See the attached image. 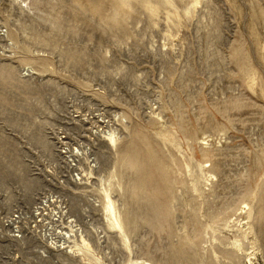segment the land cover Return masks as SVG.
<instances>
[{"label": "rangeland", "instance_id": "obj_1", "mask_svg": "<svg viewBox=\"0 0 264 264\" xmlns=\"http://www.w3.org/2000/svg\"><path fill=\"white\" fill-rule=\"evenodd\" d=\"M24 1L0 0V264H264V0ZM45 196L90 252L12 236Z\"/></svg>", "mask_w": 264, "mask_h": 264}, {"label": "built area", "instance_id": "obj_2", "mask_svg": "<svg viewBox=\"0 0 264 264\" xmlns=\"http://www.w3.org/2000/svg\"><path fill=\"white\" fill-rule=\"evenodd\" d=\"M59 204L56 201L52 203L51 200L50 207L38 205L34 211L22 210L13 214L9 225L12 236L17 239L28 237L33 241L40 239L45 242L50 241L53 237L61 241L60 246H65L66 244H63L66 242L65 239L69 241L71 236V232L68 233L70 222L66 218L60 217ZM49 243L51 244V242Z\"/></svg>", "mask_w": 264, "mask_h": 264}, {"label": "bare ground", "instance_id": "obj_3", "mask_svg": "<svg viewBox=\"0 0 264 264\" xmlns=\"http://www.w3.org/2000/svg\"><path fill=\"white\" fill-rule=\"evenodd\" d=\"M23 2L26 3L24 0H23ZM23 5L25 6V4H23ZM114 137L115 136L110 137V140H111V142L113 144H116L117 143V140ZM88 175H90V173ZM91 175H94V174H91ZM79 180H81V178H79ZM51 200H52V203H53V201H56L57 203H60L59 204V209H60L61 212H60L59 215H60V217L64 218L66 216V214H67L66 209L69 208L68 207L69 204L68 203H64V202L61 203L59 201V199L56 198V196H51V197L48 196V197H45L43 199L44 202L42 201L38 205H43V207H47V206L50 207ZM65 205H66V207H64ZM37 206L35 208H37ZM103 206H104V209L107 212V214L113 219V225L115 227H118V228H121L122 229L123 228V223H122L121 216L116 212L115 202L110 198V195L108 193H105V195H104ZM35 208L33 210H31V211H34ZM45 210H48V209L45 208ZM72 222H73V220L71 219L70 220V225H71ZM70 225H69V227H70ZM70 232H71V236L69 237V241L65 239L66 242L63 243V244H66L65 246H60L59 243H61V241H58L57 239H54L53 237L51 238L50 241L47 240L48 242H51L52 249L53 250H59V251H66V250H68L69 252H71V254L74 253V254H77V255L78 254H82L83 255L85 252H90L92 250V248H93L92 247V243L83 234H81V236L78 237V238H80L79 239L80 240L79 242H77V240L75 241V243L76 242L78 243L76 245V248H74L75 243L73 244V246H71V244H72L71 243V240L74 237V235L76 237V234H75L74 228H71L70 230H68V233H70ZM22 239H24V238H22ZM41 242H44V241L41 240ZM47 244H49V243H47Z\"/></svg>", "mask_w": 264, "mask_h": 264}]
</instances>
